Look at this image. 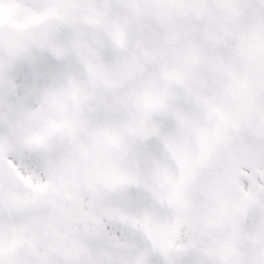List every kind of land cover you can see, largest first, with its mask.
Instances as JSON below:
<instances>
[{
  "label": "snow or ice",
  "instance_id": "snow-or-ice-1",
  "mask_svg": "<svg viewBox=\"0 0 264 264\" xmlns=\"http://www.w3.org/2000/svg\"><path fill=\"white\" fill-rule=\"evenodd\" d=\"M0 264H264V0H0Z\"/></svg>",
  "mask_w": 264,
  "mask_h": 264
}]
</instances>
